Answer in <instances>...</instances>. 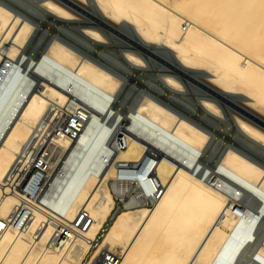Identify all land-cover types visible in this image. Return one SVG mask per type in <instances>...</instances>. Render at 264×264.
<instances>
[{
  "label": "bare ground",
  "instance_id": "obj_1",
  "mask_svg": "<svg viewBox=\"0 0 264 264\" xmlns=\"http://www.w3.org/2000/svg\"><path fill=\"white\" fill-rule=\"evenodd\" d=\"M19 1L40 18L0 0V225L17 195L33 203L32 218L22 235L0 227V264H83L88 245L82 237L76 241L72 220L96 183H158L160 191L135 226L130 217L111 219L105 202V245L146 249L147 264L175 255L188 264H238L241 256L244 264H264V246L250 239L264 219V159L246 148L264 156V128L236 110L225 124L217 119L225 95L264 118V0H76L85 9L69 0ZM78 9L104 21H82L77 35L61 34ZM44 22L58 34L39 54L25 53ZM121 31L130 38L110 61L104 34ZM145 59H159L155 78H143L154 91L125 111L119 95L126 74L141 79ZM182 70L199 85L184 109L179 92L188 75ZM60 116L86 119L75 141L51 131ZM217 122L220 134L231 130L245 147L230 144L211 162L205 150ZM29 143L44 145L47 163L38 173L46 187L37 201L18 190L5 193L9 170ZM55 220L70 227L73 239L64 247L54 245ZM93 227L85 235L95 238Z\"/></svg>",
  "mask_w": 264,
  "mask_h": 264
},
{
  "label": "built area",
  "instance_id": "obj_2",
  "mask_svg": "<svg viewBox=\"0 0 264 264\" xmlns=\"http://www.w3.org/2000/svg\"><path fill=\"white\" fill-rule=\"evenodd\" d=\"M69 119V117L63 118L62 116L54 119L50 129L56 135L64 134L72 141H75L80 135L86 119L80 117L83 122H80V119H78L73 123L72 119H70L71 122H69ZM77 122L79 125H75ZM43 147L44 145H40L39 148L36 145L31 147L30 143L24 146L22 153L19 154L18 161L9 170L5 189L6 195L12 192L16 193L18 190L30 195L34 201L39 199L46 187V184L40 187V183H43L44 176L43 174H38L41 171L42 165H47ZM29 149H31L30 155L34 156L31 160L27 155ZM136 150L138 151V149ZM35 161L38 163L36 164ZM35 171H37V175ZM31 183L33 185H30ZM92 191L93 193L86 197L82 205L78 208L75 218L72 220V223L78 228V230L73 231L74 237L77 239L76 241L78 242L80 240L79 237H82L86 239L88 245L83 264H147L146 259L151 257V253L146 249L137 246H128L120 249L105 245V235H107L105 234V202L111 208V210L108 209L107 211L111 213V219L115 217L116 219L118 217L123 218L124 216L125 218L130 217L132 219V226H135L140 219H145L150 214L151 209L148 205L157 203L160 194L158 183H149L147 187L138 186L136 188H132L129 183H96ZM17 197L19 202L15 204L9 217L4 220L2 229H6V226L7 228L14 227L17 233L22 235L27 232L29 220L32 218L30 209L32 202L24 195H17ZM137 203H139V206L134 207L135 210L131 211L130 208ZM144 203H146L147 207ZM115 205L116 207H114ZM238 208L243 209L244 206L240 205ZM95 223L98 225L96 231L97 236L92 238L85 235L86 232L95 231L93 227ZM55 224L56 233L54 235V245L64 247V240L67 237L71 240L73 239L68 232L70 227L61 220H55ZM116 224L122 223H114V225ZM43 228L44 224L36 230V237L42 233ZM129 229L131 227L127 230ZM252 252L256 256V249H253ZM62 264L70 263L66 259H63ZM152 264L188 263L178 255H175L166 261L156 258Z\"/></svg>",
  "mask_w": 264,
  "mask_h": 264
},
{
  "label": "rangeland",
  "instance_id": "obj_3",
  "mask_svg": "<svg viewBox=\"0 0 264 264\" xmlns=\"http://www.w3.org/2000/svg\"><path fill=\"white\" fill-rule=\"evenodd\" d=\"M69 1H71V4H74L81 9L82 8L85 9L86 3L77 2L76 0H69ZM3 2L6 4H9L14 9H17L18 11L22 12V14L24 15H33L36 18H40L39 14H35L30 11L29 9L30 4L27 2H21L19 0H3ZM78 11H79V15H75L76 16L75 19L67 20L69 21V23H67V25L69 26V28L67 29L68 31L66 32L60 31L61 34L68 35V33L71 32L70 34L77 35L79 33V29H80L82 21L83 22L92 21L95 23L104 21L101 16L95 13H92L91 14L92 16H91L90 15L91 12H88L89 14L88 13L84 14V12L80 11V9H78ZM110 33L111 35L104 34V37H106L107 43H103L102 45H105L108 50L107 59L112 61L114 60L115 57H117L120 54L121 50L125 49L127 45L126 44L127 38H130V37H128V35H126L122 31L119 34L115 32L114 33L110 32ZM55 34H58V31L54 27V25L46 24L44 22L41 27H37V29L33 31V33L31 34V38L28 41V43L25 45V47L23 48V51L28 54H32V53L36 55L39 54L44 49V45L46 44V41ZM119 39L120 40L122 39L123 42L125 43H122ZM150 51L152 50L149 47H146V49L144 50L145 54L147 55L150 54ZM144 63H145V67L142 68L143 71H139V73L141 72L144 74V76L142 75L141 79L137 81L131 80L133 79L132 72H129L126 74L129 76V82L127 81L124 84L123 89L119 95L120 98H123L125 100L124 106L122 107L125 111L134 109L135 106H133V104L137 102L138 100H140L143 97L144 93L154 91V89H152L147 84L145 79L150 80V79L155 78L156 74L158 73L157 70L159 67L157 66V64L159 63V59H155V61L145 59ZM182 71L186 73L188 76H184L185 79H187V83H184L183 85L184 92H181V91L179 92L180 94L179 96L181 97L180 102L182 103V104H179L180 109L182 108L184 109V106L182 105L186 106L187 98L196 97L197 88L199 87L198 83L194 81V79L198 80L195 76H193L192 74L184 70ZM203 84L217 92L216 88H214V86H212L211 84L206 83V82ZM208 92L210 93V91ZM185 95H187L188 97H186ZM221 100L223 102V105H225L223 107L222 114L219 115V117H217V119L220 120L221 124H225L228 119L234 118L233 111L236 110V111L241 112L242 114H245L252 121L256 122L257 124H259L261 127L264 128V118L259 113L252 110L250 107L243 105V103H239L238 101L234 99V97H231L228 95H225V99L221 98ZM213 126H215L217 136L216 138H213L211 140V142L209 143V145L207 146L205 150L209 154L211 162H214L218 158V153L220 149L226 148L230 144H239L240 146L245 147V144L241 140L236 139L235 136H232L231 130H226L225 135H222L220 134V131H221V127H219L220 124L217 122V125L214 124ZM225 143L227 144L226 146H225ZM246 148H247V151H249V153L252 154L253 156H257L259 158L264 159L263 154L259 151H256L255 148H250L249 146H247Z\"/></svg>",
  "mask_w": 264,
  "mask_h": 264
},
{
  "label": "snow or ice",
  "instance_id": "obj_4",
  "mask_svg": "<svg viewBox=\"0 0 264 264\" xmlns=\"http://www.w3.org/2000/svg\"><path fill=\"white\" fill-rule=\"evenodd\" d=\"M254 223H255V221H254ZM259 225H260V227L256 231L255 236L250 237V239H255L260 246H264V219H261L259 221ZM0 227H2V225H0ZM238 264H244V257L243 256H241L240 260L238 261Z\"/></svg>",
  "mask_w": 264,
  "mask_h": 264
}]
</instances>
